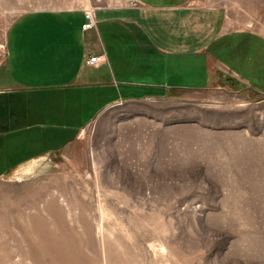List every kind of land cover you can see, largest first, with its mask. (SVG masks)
Wrapping results in <instances>:
<instances>
[{
	"label": "rangeland",
	"instance_id": "obj_1",
	"mask_svg": "<svg viewBox=\"0 0 264 264\" xmlns=\"http://www.w3.org/2000/svg\"><path fill=\"white\" fill-rule=\"evenodd\" d=\"M85 1L0 0V60L19 17ZM202 1L262 36L236 41L257 88L111 105L62 158L0 171V264H264V0Z\"/></svg>",
	"mask_w": 264,
	"mask_h": 264
},
{
	"label": "crops",
	"instance_id": "obj_2",
	"mask_svg": "<svg viewBox=\"0 0 264 264\" xmlns=\"http://www.w3.org/2000/svg\"><path fill=\"white\" fill-rule=\"evenodd\" d=\"M105 1L28 12L9 29L0 60V171L62 158L67 134L108 106L228 82L253 86L252 59L236 54V41L262 36L229 28L220 7ZM88 12L94 25L83 30ZM94 56L103 62L88 65Z\"/></svg>",
	"mask_w": 264,
	"mask_h": 264
},
{
	"label": "built area",
	"instance_id": "obj_3",
	"mask_svg": "<svg viewBox=\"0 0 264 264\" xmlns=\"http://www.w3.org/2000/svg\"><path fill=\"white\" fill-rule=\"evenodd\" d=\"M85 17L87 19V23L82 27L83 30H87L93 27L94 22H93V17H92V13L88 12L85 14ZM103 62L102 60V56H94V57H89L87 59V64L88 65H99Z\"/></svg>",
	"mask_w": 264,
	"mask_h": 264
}]
</instances>
